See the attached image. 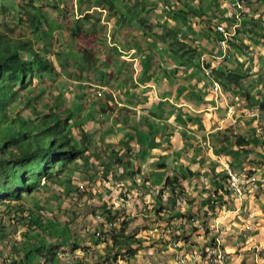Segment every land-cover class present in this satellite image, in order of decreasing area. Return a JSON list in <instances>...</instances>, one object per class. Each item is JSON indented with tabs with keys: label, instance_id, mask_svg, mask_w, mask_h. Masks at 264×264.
I'll use <instances>...</instances> for the list:
<instances>
[{
	"label": "trees",
	"instance_id": "1",
	"mask_svg": "<svg viewBox=\"0 0 264 264\" xmlns=\"http://www.w3.org/2000/svg\"><path fill=\"white\" fill-rule=\"evenodd\" d=\"M31 1L26 4L18 3L14 6V11H16L17 14V20L14 22V26L8 25L4 18L0 23V206H4L6 211L10 208L15 209L13 211L11 210L12 212L8 215V221L10 223L18 224L19 221H16L15 217L19 216L23 223L26 222V224H28L27 231L28 229L32 231L31 226H34L35 229H37L36 233L30 232L31 237L28 236L26 240L24 239L25 242L23 243V249L12 248L11 250L14 256H20V254L26 252V257L30 255V252L38 255L37 251L43 249L42 246H38L37 244H39V240H44L45 230L43 225L40 223L41 219L45 218V216H41L34 207L28 208L26 211L24 209L25 205L22 203L24 195L37 194L40 190V185L48 187L46 189H49L50 187L53 188L57 184L70 186L71 179L69 177L72 176L71 172H73L74 169L71 168V165L74 162H77V160L82 159V163L87 166L90 162L87 161L89 156L94 157V159L101 164L102 174L105 175L102 183H105V185L109 183L110 176H115L117 173L120 174L122 180L129 177L134 182L136 176L140 175L141 168L139 164H134L133 167H128V165L131 164L129 161L131 156H128L127 162H123L122 160L127 158L122 157L124 153L123 150H121V152L120 150L115 151L114 148L110 147L109 155H103L99 153L96 154V152L86 148H81V146L77 143L78 138H74L71 134V128L72 125H74L71 110H60L59 108V104L61 103V99L63 97L62 95H57L58 101L56 99L54 101L47 102V100L44 99L40 102L41 100L39 95L35 96L33 90L30 89L24 100L21 101L24 96L20 97V93L26 91L31 86L33 81L42 78L44 75H47L55 80L59 74L57 67L61 70V74L64 77L67 76L69 79H73V81L77 82L81 81L82 73H85L90 69L97 72V78L104 80L108 78L107 74L104 72V67L108 64L106 63L108 61L106 57L107 55L97 54L96 59L92 49L88 47H81L80 49H77L74 47L75 40L81 38L82 36L87 38L92 31H95L96 26L99 24V18H95L94 15L86 13L87 10L92 8V5L88 4V0H76L79 12H85V14L83 18H81V22L76 20L72 25H69L67 31L69 38L68 43H66L67 48L64 49L62 45L57 44L58 48L55 55V57H57L56 65H54L50 59L51 55L48 54V48L51 44L54 29H58L59 27L56 26V28H53L52 24L48 22L47 16L41 12V7L33 6ZM91 1L95 4H104L107 0H89V3H91ZM184 1L185 2L182 7L190 10L187 11L186 14L195 15L196 12L200 10L201 2L203 0ZM214 2L215 0L212 3H208V10H210V8L214 5ZM248 3H251V0L247 2V5ZM108 6V16L110 19H113L114 26H120L119 31L124 29V26H126V28L132 26L134 29L129 30L126 33V36L123 35L121 40L116 39L113 34L115 41L113 40L112 44L120 48V50L128 52L130 50L129 43L132 44L131 46L133 49L141 50L145 49L146 46H148V48L151 45L154 46L158 42L163 45H168L169 48H171V50H169V60H172V62L174 60H186L187 62L195 60L196 54L198 53L194 40L195 37L190 38L189 36H186L181 38V41L178 39L179 33L177 31L179 29L178 24L181 18L179 19L177 17L183 12L182 10H179V12L172 11V16L166 15L165 17L162 16L160 19V13L155 12L158 16L153 19L150 14L154 12L153 9L158 7V4L150 3V0H109ZM55 7L56 6H54V9ZM25 8H30V11L24 10ZM2 9L0 18L4 16L6 10L5 8ZM166 12H169V10H166ZM202 12H204L203 8ZM185 17L186 18L181 19V25L184 26L188 21L187 16ZM161 20L165 23H162ZM168 20L173 23L169 24ZM160 21L161 24L159 23ZM188 23L192 26L191 21H188ZM23 25L27 27L29 37L31 38H13L14 28H21ZM135 31L138 32L136 33ZM26 34L23 36H27ZM192 35L194 36V32H192ZM125 38L127 39L125 40ZM117 42L119 43L116 44ZM72 50H76L77 53H73ZM79 52L82 55L81 57ZM114 53L118 56L120 55L116 51H114ZM99 55L100 57H98ZM68 60L71 61L70 64L67 63ZM148 64L151 66L147 60H145V62H141V64H139L140 68L137 71H133L131 76L129 74L127 75L129 82H124L123 86L126 87V89H129L130 87L138 88V85H143L149 82L150 76L148 75V72L151 67ZM206 66L210 67V64H207ZM217 69L219 71L214 72L215 80L219 81L224 87L236 88L240 85L239 81L242 79L240 74L226 70L225 67L223 70L220 68ZM115 71L117 72L119 70L116 69ZM224 74L227 76H224ZM134 75L135 82H132V76ZM164 83L165 81H162L161 89L163 88V85H165ZM32 102L33 105H31ZM36 104H39L40 112L36 111L34 107ZM257 106L262 110L264 108L262 103H259ZM76 109L77 111H80L81 107L77 106ZM69 122H71V124H69ZM79 126H82V124H79L78 127ZM109 128L110 126L106 127L103 131V135L109 133ZM80 133L82 134V130H80L79 135ZM251 134L253 133L250 130L249 135L252 137L251 142L241 135H234L235 137L230 136L228 138L229 140L235 139L234 143L232 140L231 142L228 141L227 137H225V139L229 142L230 147L233 145L236 148H241V151H245V153L251 152L252 155L255 156L259 154V150L256 151V148L260 144L258 141L256 143V135L254 137ZM80 141L83 142L82 137ZM84 141L87 144V140ZM127 141L130 142V139ZM132 141H134L135 145L137 144L139 147H144L139 143L140 140L134 139ZM151 147V143H148L146 148L150 149ZM154 149H156V147ZM241 158L240 163L244 161L243 164L249 166V161L243 156H241ZM83 159H86V161ZM103 159L105 160L103 161ZM112 167L115 168L112 169ZM160 168L167 169L168 175L159 187L160 189L158 190V194L156 196L157 200H154L157 205L155 213L158 216L162 211L160 198L167 189H169V191L174 195V198L182 202V205L188 206L189 211H191L192 207H196V211H199L198 208L203 201L210 204V210L218 208L217 204L222 202L221 200L216 199V194L218 190L222 189V186L218 185L214 179H212V183L215 188L209 189L210 193L207 196H205L203 190V192H200L187 201L183 198L184 193L187 191V186L183 185V182L186 181V176L178 175L174 170L168 168L166 165L161 166ZM121 171L122 173H120ZM65 174L68 176L67 178L62 177ZM93 175L91 178H93ZM189 175L193 174L189 172ZM223 175L224 177L222 180H226L227 175L225 173ZM96 177L97 175H94L92 180H95ZM145 183H147V180H145ZM53 193L54 192L50 190L48 194L49 196H52ZM144 195H146V193ZM126 196L129 200H131L129 194H126ZM6 203H9L11 206L9 207ZM102 207V221L105 219L110 220L114 223V225L111 229L95 233V236L97 233H99L100 236H96V245L93 247H97L100 241H102L101 243L105 244V249L109 248L110 253L113 251L115 253L114 246L120 245L121 242L123 245L125 240L129 239V237L123 236L126 231L125 229L127 223L124 222V220L119 222L118 219L120 218V214L116 211L112 213L110 210H107L105 206ZM6 211L4 213H6ZM25 213L28 215L27 219H25ZM191 214L193 213H188L186 219V215H181L183 216L182 221L186 222L187 225L191 222H195V215L192 217ZM197 214L198 213H196V216ZM203 216H206V213ZM171 218L173 219L174 217L171 216ZM49 223L56 224L53 220H50ZM198 224L199 223L190 228L185 227V229L182 228L184 227L183 224L177 225V227H181V230L177 235V240L185 243L184 239H187V234L190 235L191 232L195 231L200 233L205 231V228H203L204 225ZM62 232H64V230H61V233ZM110 232H112L110 234V239L105 238L103 240H99L103 237L102 233ZM115 232V235H117V233H119V235L115 236L113 234ZM56 235L58 236V241L63 238V234L61 235L60 233H56ZM66 238H68V234H66ZM120 238L122 239L121 242L118 240ZM32 239L37 240L38 242L33 245H29V243L32 242ZM74 247H76V245H74ZM25 249L27 251H25ZM52 251L53 248L48 249L45 256H53L54 253ZM128 251L130 253L128 256H134L138 250ZM113 255L114 254L110 256ZM117 256L119 255L115 254L114 259Z\"/></svg>",
	"mask_w": 264,
	"mask_h": 264
},
{
	"label": "crops",
	"instance_id": "2",
	"mask_svg": "<svg viewBox=\"0 0 264 264\" xmlns=\"http://www.w3.org/2000/svg\"><path fill=\"white\" fill-rule=\"evenodd\" d=\"M165 1L166 0H150V2L157 3ZM216 1L218 2V0ZM223 2L224 1H222V3ZM263 4L264 2L262 0H257V3L250 4L252 7L249 11H247V9L244 11V15L240 21L241 26L234 37L235 43L231 47L228 59L223 58V54L218 48L215 47L214 50L210 48L211 46H208L209 43L200 51L203 56L212 59L217 58L222 62L215 67L222 69L225 67L227 70L238 73L242 76V85H240L239 89L231 92L230 100H217L215 95L210 92V84L208 81L207 85H204L201 82V80H203L201 75L198 74L196 70L195 77L192 78L189 75L191 72L190 66H188V68L180 66L181 64H179L180 62L178 63V60H174L172 65L164 64L162 59L166 60L168 56H163L162 52L156 47L152 52L159 53L158 59L160 63L158 65L155 61L151 62L150 69L155 78V81L150 83V85H153L152 90H146L145 86H139L134 94H128L129 92L131 93V90L133 89H126V87L123 86L124 94L123 97H121L123 105L121 106L124 108L117 110V112H120L116 114V117H121L119 125H113L111 122V117L114 113L112 114L110 112L106 115L110 118V121L101 128V132H103L107 126H110V131L106 134L108 137L105 139L104 143L106 145H111H108V150L105 152V155H109L110 147L114 148L115 151L120 150L121 152V150H123L124 153L122 156L126 155L127 159L128 156H132L134 153L133 156H136V159L131 160L132 157H130L129 160L131 164L128 165V167H133L134 164H139L141 166L140 176H143L139 178L143 181L145 178L148 179L150 184L151 174L149 175V171L155 174L159 173V170L168 172L167 169H161V166L166 165L168 168H171L176 172L179 169L182 170V172L178 174H184L186 173V170L191 171L193 175H189L183 183V185L188 187V191L183 195V198L187 201L200 192H203V190L205 196L210 193L209 190L205 189L202 182L197 181L196 186L191 185L192 180H199L196 178L198 174L202 175L207 172L209 173L206 174L207 176L205 178L207 184L212 183V179L216 176H219L220 179L224 177L223 174L225 172L223 166L228 167L229 170L236 175H241L248 171L251 172L252 169H256V173L263 172L264 175V152L260 149V145L256 148V151L259 150V154L255 156L252 155L251 152L245 153V151H241L239 148L236 150L237 152H235V154H229L230 152H233L236 147L233 145L230 147L229 142L226 141L227 139L225 140V135L228 133L236 135V132L241 130L243 133L249 134L250 130L251 132H256L257 128H264V117L257 115V113H260L257 110V105L264 102ZM224 12H226V10L222 9L221 17H217L218 19L215 21H219L220 24H223V22H230L232 24L233 21L231 19L225 20L223 18L222 21V15L225 17ZM161 13H164V11H161ZM252 13H254L253 15L256 18L261 15L262 19L254 22L253 18L249 19L248 17ZM162 16V14L159 15V19ZM236 23L238 22L236 21ZM196 24L197 22H195V25ZM178 27L179 29L177 32H185L184 27L180 25H178ZM195 28L196 26H193L192 31L196 38L195 43L199 39H201V42L198 43H202L204 39H207V35L206 33H203L204 30L196 31ZM192 32H190L188 36L193 37ZM243 52H249L247 61L240 63L235 62V57L240 56ZM155 57L156 55L152 56V60H154ZM229 60H232V62L227 63ZM162 81H165V85H163V88L161 89ZM145 84H149V82ZM167 84H169L170 87L167 86ZM180 84L183 86H180ZM143 92H145V94L142 95L143 97L135 95L139 93L142 94ZM131 95L135 97L136 100L139 98L138 102H132L130 100ZM147 95H149V98L145 97ZM211 98L212 100L210 101ZM141 99H143L144 102ZM115 102L117 103L116 99ZM143 103L144 105H142ZM103 105L105 108L108 106L105 103ZM117 105L120 107V104ZM132 105H134V107L139 106V109H130V106ZM230 106L233 107V113L227 114V108ZM101 107L103 108L102 105ZM96 109L98 110V108ZM96 109L92 106V103L85 106V111L88 112L89 121H93V123L96 120ZM100 116L103 115L100 114ZM254 116L257 119H255ZM251 124L254 126L253 129L250 128ZM89 125L92 126L93 124L89 122L85 127H88ZM94 127H97L96 124ZM231 128L237 129L234 131ZM226 130L229 132H226ZM128 139H130V142L127 141ZM134 139L140 140L139 143L144 147H139L137 144L135 145L134 141H132ZM148 143H151L152 147L150 149L146 148ZM95 146L96 144L94 143L88 148L93 152H96V149H92ZM155 147L156 149H154ZM128 148L131 149V151L127 155ZM165 156L166 158H164ZM241 156L249 161V166L243 164L244 161L240 163L242 159ZM104 160L105 159H103V161ZM113 168L115 167H112V169ZM145 174L147 177H145ZM91 176L92 175H90L89 178H91ZM112 177L113 175L110 176L109 181H111ZM113 179L118 180L120 177L116 176V178ZM161 185L162 183L156 187H160ZM151 186L155 187L153 184H151ZM248 188L245 199L240 203L238 201L234 202L232 200H226V198L219 196L218 199L222 202H219L220 204H217L218 208H215L214 210H210V204L205 203V201L200 204L198 208L199 211H196V207H192L191 211H189L188 206L182 205L181 211L183 213L182 215H186L185 219L187 218V214L192 212V217L195 215V223H199L198 225H204L205 227V234L203 231L201 233L195 232L193 238L192 236L189 238V234H187V239H184L185 244L183 243L184 245L177 250L181 256L188 257L189 262L187 264H206L204 263L203 258L199 256H204L203 253H205L206 250L205 243L210 240L219 241L218 244L212 243L210 247L217 246L219 249L225 250L229 253L234 252L227 264H264V180L262 183L257 182L251 184ZM131 189L134 194L136 189L130 187L129 190ZM144 192H146V190H144ZM202 195L204 196L203 193ZM130 198H132V196H130ZM131 200L135 201L134 199ZM169 202H172V198L169 199ZM156 207L157 205L153 209V212H155ZM171 212L172 211H169V213ZM196 213H198L197 216ZM205 213L206 216H203ZM169 216L173 217L172 214H169ZM143 217L146 216L143 215ZM159 217L162 216L159 215ZM182 218L183 216H181L180 220H182ZM176 221L179 220L177 219ZM171 223L172 221L170 224ZM155 226L159 229V233L156 235L155 239L156 241H159L167 230L164 231L160 223L155 224ZM171 227L168 226V228ZM1 229L2 228L0 227V235L3 236L5 232ZM178 230L180 231L181 228ZM219 231L222 236L215 238V232L216 234H219ZM201 234H204L203 238L205 239V243L202 241V237H200ZM37 242L38 241L32 239V242L29 243V245H33ZM62 242V239H60L57 245L60 246ZM68 243L69 240L66 238L63 245ZM153 243L154 240L150 243L142 242L140 245L142 250L138 249L134 256H154L153 260H155L157 249L162 245H155L154 247L149 248V250L145 249V247H148L146 245ZM37 245L44 246L46 243L39 240V244ZM74 245H76V243H74ZM186 245L189 246V248L186 247ZM103 246L105 248V244H103ZM98 248L100 249L98 246L95 248L93 245L91 246V249H96L93 251V254L96 256H104L105 252L101 253L100 251V255H98ZM202 248L204 249V252H199V250H203ZM168 250L173 253L171 248ZM25 251L27 250L25 249ZM1 253L0 264H31L29 259H34V256H37L32 254V252H30V255L27 257L25 256L26 252L22 253V256L21 254L20 256H14L13 254L12 256H5L0 250V254Z\"/></svg>",
	"mask_w": 264,
	"mask_h": 264
},
{
	"label": "rangeland",
	"instance_id": "3",
	"mask_svg": "<svg viewBox=\"0 0 264 264\" xmlns=\"http://www.w3.org/2000/svg\"><path fill=\"white\" fill-rule=\"evenodd\" d=\"M31 0H0V14H2V8H5V14L2 18H0V23L2 19L7 22L8 25L14 26V22L17 20V14L16 11H14V6L18 3L20 4H26L27 2H30ZM177 2H184L183 0H176ZM207 0H203L201 2V8L198 10V13L196 14V17L199 18L200 16H204L205 19L203 21H200L197 23L195 26V30H204V28H207L208 30H212L211 28L215 27L216 21L215 17L218 16V10L216 7H211L209 11H207L206 2ZM223 1V0H221ZM264 2V0H262ZM88 4L89 0L87 1ZM209 2H212V0H209ZM33 3V4H32ZM109 0H107L104 4H95L92 1V6L91 10H87L86 13L92 14L95 16V18H99L98 22L99 24L96 26L95 31H92L90 35L85 38L82 36L81 38L75 40L74 42V47L77 49H80L81 47H88L94 51V56L97 59V54H105L107 57L108 61L104 67V72L107 74L108 78L107 79H101L97 78L96 71L93 70H88L85 73H82L81 75V81L77 82L73 81V79H69L67 76H63L61 74V70L57 67V71L59 74L57 75L56 79L53 80L51 77L44 75L42 78H39L36 81H33L31 86L24 92L20 93V97L24 96L21 101L24 100L25 96L28 94L29 90L32 89L34 95H39L40 102L42 100H47V102H51L56 100L58 97L57 95H62L61 103L60 105V110L61 109H68L72 110V112H75L77 109V106H80L81 109L80 111L76 112L75 115L73 114L74 120L76 124H79L78 120L81 118L82 112L85 110L84 102L82 101L84 98L87 99V104L92 103V106L95 105L96 109V116H95V122H96V128L92 129L91 131L88 130L89 137L86 138L87 142H94L96 146L92 148L93 150L96 149V154H105L108 150V145L104 143L105 139L108 137L107 135H103V132H101V128L104 127L108 121L109 117L106 116L108 113H114V115L111 117V122L112 124H118L121 119V117H116V114L120 111L117 112V110H121L124 108L123 106V100L121 97H123L124 91H123V83L129 82L128 80V74L131 76L133 71H137L139 69V64H141V59H138V64H136L135 58L131 60V62H128L131 58L128 54H123L122 57L119 59V56L114 53L116 50L112 46L113 40L115 41L114 37L118 40L122 39V36H126V33L129 30H134L132 26L126 28L124 26V29L119 31V27H116L113 25V19H110L108 16L109 12V6H108ZM31 4L33 6L41 7L42 13L47 16V20L50 24H52L53 28H56L58 26V29H54L53 32V37L51 38V44L49 45L48 48V54L51 55L50 59L52 60L53 64L56 65V60L57 57H55L56 52H57V44H60L66 49V43H68V27L69 25H72L74 21L79 20L81 22V18H83L85 12H79L78 10V3L76 0H33L31 1ZM218 8H222L226 10L224 14L226 16L232 15L233 13H236V10H233L231 8L229 3H222L217 4ZM264 5V4H263ZM54 6L55 9H54ZM202 7L204 8V13L202 12ZM252 7V5L249 6H244V10L249 9ZM23 8V7H22ZM86 8V6H85ZM178 8V7H177ZM214 11H213V10ZM24 10H29L30 8H25ZM156 8L153 9L154 12L150 14V16L153 18L156 16L157 13H155ZM197 10V9H196ZM89 11V12H88ZM259 11V9H258ZM23 12V9H22ZM254 13L250 14L248 17L253 18V21L256 22L258 20H261V15H259L257 18L254 17ZM260 14V13H258ZM194 18L195 16L191 14ZM195 20L192 21L193 24H195ZM179 25H181V22H179ZM97 29V30H96ZM185 32L182 33V37L184 38L189 34L192 30L191 24H187L184 26ZM136 33L138 31H135ZM27 33V34H26ZM185 33V34H183ZM26 34L27 36H23ZM114 34V37H113ZM122 34V35H121ZM210 34V33H209ZM215 34H212V37ZM13 38H21V37H29L27 27L24 25L21 28H14V33H13ZM31 38V37H29ZM127 38H125L126 40ZM208 40L204 39L202 43L201 39L196 41V46H197V55L201 56L202 53L200 52L203 47L208 45L211 46L214 50V44L217 43L216 38L208 37ZM194 40H196L194 38ZM232 42H235L233 39L230 44H228L227 48L231 47ZM117 42L116 44H118ZM132 44L129 43V48H132ZM241 46V45H240ZM147 47V46H146ZM76 49V50H77ZM115 49V50H114ZM204 49V48H203ZM76 50H72L73 53H77ZM99 51V52H98ZM133 50L129 51V54H132ZM80 57L82 56L79 52ZM100 55L98 57H100ZM204 58V63H216L220 65V61L215 60V58H210V57H203ZM120 62H119V60ZM110 60V62H109ZM144 61V59H142ZM165 63H168L167 60L162 59ZM239 60H242L239 58ZM169 63H172V60H169ZM75 62V61H74ZM232 60H229L227 63H231ZM235 62H237V59H235ZM68 64L71 63V61H67ZM129 64V65H127ZM131 64V65H130ZM178 66V65H177ZM90 67V66H89ZM137 67V69H135ZM118 69L119 71H115ZM222 69V68H220ZM227 70V69H226ZM128 72V73H125ZM192 78L196 76V72L194 69H191V72L189 74ZM224 76H227L224 74ZM115 77V79H114ZM135 82L134 76L132 78V82ZM152 81H155V78H152ZM207 81L209 79H203L201 82L204 85H207ZM150 82V81H149ZM167 86L170 87L169 84ZM180 86H183L180 84ZM133 89L131 90V93L129 92L128 94H134L137 90V88H129ZM101 92V97H98V93ZM224 92V90H223ZM81 93L83 94V97L78 96L77 94ZM115 95V97L112 96ZM136 96L140 97L142 94H135ZM112 96V97H111ZM110 97V98H109ZM130 100L133 102L134 98L132 95L130 96ZM143 97V96H142ZM146 97H149L148 95ZM113 98V99H112ZM114 98L116 99L117 103H114ZM77 100L81 102V105L77 104ZM143 102L144 100L141 99ZM212 98L210 99V101ZM58 101V99H57ZM107 104L108 106L105 108L103 104ZM35 104V103H34ZM77 104V106H76ZM120 104V107L117 105ZM264 106V102H262ZM33 105V102L31 103ZM97 105V106H96ZM103 106V108L101 107ZM144 105V103L142 104ZM35 109L37 112H40V106L39 104L34 105ZM139 109V106L134 107V105L130 106V109ZM264 110V108H263ZM261 112V117H264V111ZM102 114L103 116H100ZM105 117V118H104ZM104 118V119H102ZM81 122V121H80ZM241 123V122H240ZM71 124V122H69ZM77 129L76 127H72L71 133L73 134L74 130ZM88 128V127H86ZM250 128L253 129L254 126L251 124ZM235 131L237 128H231ZM226 132H229L226 130ZM85 133V131H84ZM236 135L243 136L245 139H248L250 142L252 140V137L249 134L243 133L241 130H238L236 132ZM255 137V134H251ZM230 136H234V134L228 133L225 135L227 139ZM236 136V137H237ZM232 137V138H233ZM255 138H258L255 137ZM226 140V139H225ZM232 142L234 143L235 139H231ZM231 140L228 139V141L231 142ZM82 143V142H81ZM93 143V144H94ZM257 143V140H256ZM83 145V144H82ZM106 146V147H105ZM86 149L88 147L86 146ZM241 149V148H239ZM238 148L235 149L234 152H230L229 154H235L237 152ZM131 149L128 148V152H130ZM95 152V151H94ZM123 158H126L127 156L124 155L122 156ZM131 160L136 159V156H131ZM166 158V156L164 157ZM86 161V159H83ZM127 158L123 162H127ZM87 161L88 163L87 166L83 165L82 159L77 160V162H74L71 165V168L73 169V172H71L72 176L69 177L71 179L70 186L65 185V184H57L53 188L50 187L49 189H46L48 187H45L43 185H40V190L37 194H30V195H24L23 196V204L24 209L27 211L28 208H35L36 211L39 212L41 216H45V218L41 219V223L43 225V228L45 230V236H44V241L46 245L42 246L43 249L38 252V255L35 256V259H29L31 264H38L39 259H43L44 256L47 254L48 249L53 248V253L57 250L58 252L64 251V254L67 256H85V259L82 260L81 262L77 261L76 264H84V263H92L95 261L100 260L101 256H96L93 254V251L96 249H91V246H95V240H97V235L95 236L96 232H102L103 230L106 231L101 224L95 222V217L97 215H101L103 212V207L102 206H108L110 208V212L116 211L118 214H120V218L118 219L119 222L124 220V222L127 223L126 225V231L123 236L129 237V239L125 240V243L122 245L121 238L118 239L121 243L120 245L115 246V253L114 251L110 253L109 248H104L103 244L100 243L97 245L100 247L98 248L97 252L98 255H100L99 251L101 253L105 252V259H103L100 262H107V264H116V261H114V255L118 254L121 257L117 258L118 260H124L126 264H132L129 263L128 260L130 261L132 258L126 257L128 256L129 251L128 250H142L140 245L142 242H151L154 240L153 244L146 245L148 247H145L146 250H149V248L154 247L155 245H162L159 249H157V254L156 257L159 259L153 260V257L151 256H138L137 258H133L136 263H143V264H163L166 259H169V256H171V252H169V245L174 243L178 238V236L174 233L173 227L176 225V220L178 219L181 224H183L184 228H190L194 226L196 223H189L188 225L186 222L180 220L182 213V206L180 203L177 202L175 198H173L172 193L169 191V189L165 190L164 193L162 194L160 201L162 204V217H159L156 213L153 212V209L156 206V202L154 200H157V194L158 190L160 189L159 187H156L157 185H160L161 183L164 182L165 177L168 175V172H164V170H159V173H153L149 171L150 175V182L151 184L155 185L154 189L151 190L150 186H147L146 184L138 185L140 184L139 182L134 183L133 180L129 177H127L125 180L120 177V174H115V176L112 177L111 181L107 185L105 183H102L104 180V176L102 174V167L99 165L100 163L94 159V157L89 156ZM130 161V160H129ZM103 162V161H102ZM170 162V161H168ZM167 164V163H166ZM72 170V169H70ZM192 170V169H191ZM182 172V170H178L177 173ZM191 172V171H190ZM69 173V172H68ZM204 173V172H203ZM67 174V173H66ZM63 175L62 177L67 178V175ZM97 175L95 180H92L94 178H89V175ZM206 174H209L208 172ZM206 174H198L197 179L199 180H192L191 185L196 186V182H200L201 180L204 181V178H206ZM180 175H185L186 179L189 177L186 173L180 174ZM88 176V177H86ZM120 177V179L116 180L113 178ZM123 176V175H122ZM127 176V175H126ZM263 177L262 173H256V177ZM211 178V177H209ZM95 181V182H94ZM144 182V181H142ZM124 187V188H123ZM130 187H133L136 189V192L133 194V190H129ZM206 189V188H205ZM53 191L54 193L52 196H49V191ZM146 190V192H144ZM188 191V187H187ZM95 192V193H94ZM146 193V195H144ZM126 194H129V197L132 196L134 200L137 201L134 205L130 206L127 204L130 200L126 196ZM172 198V202H169V199ZM245 199V196L239 200L236 199L239 203ZM135 202V201H134ZM108 203V204H107ZM170 203V204H169ZM205 203H207L205 201ZM9 207V203H6ZM138 206H142L139 207ZM144 209L143 213H140L139 211H142ZM13 208H10L9 210L6 211L5 207L1 205L0 207V227L2 228L1 230H4L5 234L1 236V242H0V250L4 253L5 256H12V248L14 249H23L22 245L25 242V240L28 238V236L31 237L30 232L36 233V230L34 226H31L30 231L28 229L27 231V226L28 224L23 223L22 219H20L19 223L17 224H12L8 221V218L11 213ZM18 210V209H17ZM6 211V213H4ZM169 211H172L169 213ZM169 214L173 215V219L171 217H168ZM145 215L146 217H143ZM51 218V219H49ZM156 218V219H155ZM177 218V219H176ZM50 220H53L56 222V224H50ZM49 221V222H48ZM172 223L170 224V222ZM129 223V224H128ZM161 224V227L163 228L164 231L167 230V232H164L163 238L160 239L159 241L155 239L157 233L153 232V228L156 227L155 224ZM49 224V227H48ZM166 224V225H165ZM19 225V226H18ZM118 225V224H117ZM41 226V225H40ZM154 226V227H153ZM168 226H172L171 228H168ZM215 226V224H214ZM168 228V229H167ZM216 228V226H215ZM219 228V227H218ZM60 230H64V232L61 233ZM217 230V229H216ZM57 231H60L59 233L62 235L63 238L62 241H66V234L68 233V240L69 243L66 245H63V242L60 246L57 245L58 243V236L56 233ZM112 231V230H111ZM192 231V230H191ZM108 232V231H107ZM117 232V231H116ZM113 233L114 235L116 234ZM196 232V231H195ZM195 232H191L189 235V238L192 236ZM205 231H203L204 233ZM65 233V234H64ZM110 233H102V238L99 240L103 239H110L111 234ZM205 234V233H204ZM204 234H201L200 237H202V241L204 242ZM119 233H117L118 236ZM154 236V237H153ZM166 236V237H165ZM197 236V235H196ZM218 236H222L220 231L219 234H216L215 232V238ZM183 238V237H182ZM25 239V240H24ZM181 240V238H180ZM222 240V239H221ZM37 241V240H36ZM158 242V243H157ZM50 243V244H49ZM74 243H76V247H73ZM127 243V244H126ZM205 243V242H204ZM203 243V244H204ZM110 247V246H109ZM186 247L189 248V246L186 245ZM63 248V249H60ZM129 248V249H128ZM172 249L173 246H171ZM203 249V248H202ZM39 250V249H38ZM123 251V252H121ZM36 252V253H37ZM199 252H203V250H199ZM234 253V252H233ZM233 253H230L232 256ZM83 254V255H82ZM114 254L113 256H110ZM2 253L0 254V256ZM22 255V254H21ZM37 258V259H36ZM139 258V259H138ZM105 260V261H104ZM163 262H162V261ZM114 261V262H113ZM61 262V261H60ZM99 262V263H100ZM42 264H50L48 262H43ZM55 264H61L57 261H55Z\"/></svg>",
	"mask_w": 264,
	"mask_h": 264
},
{
	"label": "clouds",
	"instance_id": "4",
	"mask_svg": "<svg viewBox=\"0 0 264 264\" xmlns=\"http://www.w3.org/2000/svg\"><path fill=\"white\" fill-rule=\"evenodd\" d=\"M184 1V0H183ZM205 1V0H204ZM214 1V0H213ZM212 1V2H213ZM224 2V4H226V3H229L230 4V6H231V8H233V10H236V13H233L232 15H229V16H226L225 15V17H223V15H222V21H223V18L226 20V19H231L233 22H235V23H233L232 22V24L230 23V22H228V23H224L223 22V24H220V22L218 21V22H216V26L213 28H211L212 30H209L208 31V29L207 28H204V31H203V33H206V35H207V38L208 37H211L212 36V34H215L213 37H211V39L212 38H216L217 39V43L216 44H214V48L216 47V48H218L221 52H222V54H223V58H226V59H228L229 58V54H230V50H231V47H232V45L235 43V42H232V44H231V47L230 48H227L228 47V44H230L231 43V41L234 39V37L236 36V33H237V31H238V29L240 28V26H241V18L243 17V15H244V6H245V4H246V6H249L250 4H253V3H257V0H251V3H248V5H247V2L243 5V7H242V9H237V8H235V6H234V2H233V0H223ZM246 1V0H245ZM185 2V1H184ZM184 2H177L176 0H166L165 2H159V3H157V2H150V3H157L158 4V7H156V10H155V12H157V13H160V15L162 14L163 15V17H165L166 15L168 16H172L171 15V12L172 11H175V12H179V10H182L183 12L177 17V18H186L185 16H187V20L188 21H191V23H192V21L193 20H195V21H197V23H199L200 21H203L204 19H205V17L203 18L202 16H200L199 18H197L196 17V14L198 13V11L196 12V14L194 15L195 16V18L190 14V15H187L186 14V12L187 11H190L188 8H186V9H184L183 7H182V5L184 4ZM203 2V1H202ZM207 3H206V7H207V11H209L208 10V3H209V0H207L206 1ZM212 2H210V3H212ZM220 3H222V1L221 0H218V2L215 0V2H214V5L212 6V7H216V9L218 10V18H220L221 17V12H222V9L221 8H218V5L217 4H220ZM91 5H92V1H91V3H90ZM221 5V4H220ZM93 6V5H92ZM94 7V6H93ZM92 7V8H93ZM178 7V8H177ZM203 8V7H202ZM204 9V8H203ZM211 9V8H210ZM91 10V9H90ZM166 10H169V12H166ZM213 10V9H212ZM161 11H164V13H161ZM214 11V10H213ZM204 13V12H203ZM158 16V14H156V16L155 17H153V19H155L156 17ZM217 17H215V20L216 19H218ZM181 19H180V22H181ZM163 20H165V19H163ZM224 20V21H225ZM162 21V20H161ZM161 21L159 22L160 24H161ZM188 21H187V24H189L190 25V23H188ZM236 21L238 22V23H236ZM168 22H169V24H171V23H173V22H171V21H169L168 20ZM162 23H165L164 21H162ZM230 23V24H229ZM114 25V24H113ZM179 25V24H178ZM180 26H182V27H184V25H180ZM193 26H195V24H193L192 23V26H191V28H192V30H191V32L193 31ZM233 26H236L235 27V29L234 30H232L233 29ZM164 27H165V24H164ZM218 27H223V28H225V30L227 31V32H229V33H232L233 32V35H232V37L230 38V40L227 42V44H225V47H222V46H220V42L221 41H223V37H222V35L219 33V31H218ZM179 33V36H178V39H179V41H181V37L183 36V35H181L182 33H180V32H178ZM210 33V34H209ZM189 34H187V36H188ZM190 38H194V36L192 37V36H189ZM196 39V38H195ZM206 40H208V39H206ZM209 43V42H208ZM150 44V43H149ZM209 45H212V44H209ZM111 47H114L115 49V51L118 53V54H120V56H119V59L122 57V55L125 53V54H128L130 57L129 58H131L128 62H131V60L133 59V58H135V62H136V64H134V65H137V63H138V59H141V62H145V60H147V61H149V63L151 64V62L152 61H155L158 65H159V63H160V61H159V53H157V52H152V51H154L155 50V48L157 47V49L160 51V52H162V55L163 56H168L167 57V62L169 61V54H170V52H169V50H171V48H169V46L168 45H163V44H160V43H156L154 46H149V48H148V46L145 48V49H141V50H135V49H133V48H130V50L129 51H131V50H133L131 53L132 54H129V51L128 52H124V51H122V50H120V48H118L117 46H115L114 44H112V46ZM147 51H149V52H147ZM154 55H156V57H155V59L154 60H152V56H154ZM248 55H249V52H243V53H241L240 54V56H236L235 57V59H237V62H246L247 61V58H248ZM203 57H205V56H203V54L201 55V56H198L197 54H196V58H195V60L193 61H189V62H187L186 60H184V61H179L178 60V63L179 64H183V65H180V66H184L185 68H188V66H190V68L191 69H194V70H196L197 71V73L198 74H200L201 75V78L202 79H209V81H208V83L210 84V92L211 93H213L214 95H215V98L217 99V100H230V96H231V92H234L235 90H237V89H239L240 88V85H242V81L240 80L239 82H240V85L238 86V87H236V88H231V87H229V88H226V87H224L219 81H217V80H215V77H214V72H217V71H219L217 68H219V67H215L216 65H218L217 64V62L216 63H213V62H211V63H208V62H205L204 63V58ZM239 58H241L242 60H239ZM118 59V60H119ZM142 59H144V61L142 60ZM215 60H217V61H219V59H217V58H215ZM175 61H177V60H175ZM140 62V63H141ZM164 64H171V63H165L164 62ZM207 64H210V67H207L206 65ZM129 65V64H128ZM149 65V64H148ZM172 65V64H171ZM150 66V65H149ZM161 67V66H160ZM135 69H137V67L135 68ZM221 70H223V69H221ZM148 75L150 76V82H149V84H143V85H138V88H139V86L141 87V86H145L146 88V90H152V86L153 85H150V83L152 82V77H153V72L151 71V69L149 70V72H148ZM133 77V76H132ZM115 79V78H114ZM134 80H135V75H134ZM134 82V81H133ZM76 83H77V81H76ZM147 85H150V86H147ZM148 88V89H147ZM145 90V91H146ZM223 90H224V92H223ZM98 93V97H101V92H97ZM143 94H145V92H143L142 93V95ZM78 96H82L83 97V94H81V93H78L77 94ZM112 96L113 97H115V95H113L112 94ZM111 96V97H112ZM149 96V95H148ZM146 97V96H145ZM110 98V97H109ZM149 98V97H148ZM113 99V98H112ZM139 99V98H138ZM138 99L136 100V98H134V102H138ZM83 102H84V106H86L87 105V99L86 98H84L83 100H82ZM81 101V102H82ZM114 103H115V98H114ZM81 102H79V100H77V104H79V105H81ZM77 104H76V106H77ZM97 106V105H96ZM95 107V106H94ZM232 109H233V107L232 106H230V107H228L227 108V111H226V113L227 114H232L233 112H232ZM257 110H258V112H260V111H264V110H262V109H260L259 107L257 108ZM71 112H72V110H71ZM76 112H78L77 110L75 111V112H72V115L74 114L75 115V113ZM257 115H261V112L258 114L257 113ZM255 117V116H254ZM255 119H257L256 117H255ZM260 119V118H259ZM72 120H74V117H73V119ZM81 121V122H80ZM78 122H79V124H82V126H79L78 127V125L79 124H76L75 123V121H74V125H72V127H76L77 129L75 130V128H74V132H73V136H74V138L76 137V138H78V140H77V143L81 146V148H86V146L87 147H89L90 146V144L91 145H93V142L91 143V142H87V144H86V142L84 141V140H86V138L87 137H89V134H88V130L89 131H91L92 129H95V127H94V125L96 124V122H94L93 123V121H89V118H88V112H86L85 110L82 112V115H81V118L78 120ZM92 123L93 125L91 126V125H89L88 126V128H86L85 127V125L87 124V123ZM72 129V128H71ZM80 130H82V134L80 133V135H79V132H80ZM86 130V131H85ZM258 130H260L261 132H259L258 133ZM84 131H85V133H84ZM253 133V132H252ZM77 134V135H76ZM254 134L256 135V137L258 136V138H255L258 142H260V143H264L263 142V136H264V128L263 127H259V128H257L256 129V132L254 131ZM81 137L83 138V142L81 143ZM80 138V139H79ZM83 144V145H82ZM205 144H206V141H205ZM88 150H90L89 148H88ZM84 165V164H83ZM225 167L223 166V169H224ZM228 168V167H227ZM130 169V168H129ZM128 169V170H129ZM229 169V168H228ZM123 171V170H122ZM122 171L120 172V173H122ZM119 172V171H118ZM176 172V171H175ZM189 172L190 171H188V170H186V174L189 176ZM225 172V171H224ZM232 172V171H231ZM177 173V172H176ZM233 173V172H232ZM178 174V173H177ZM226 174V173H225ZM233 174H235V173H233ZM178 175H180V174H178ZM236 175V174H235ZM237 176H242V174L241 175H237ZM141 177H143V176H140V175H138V176H136V178L134 179V183H136L137 184V182H139L140 184H138V185H144V184H146L147 186H149L150 185V183H149V181H148V179H144V182H142L143 180H141L140 178ZM145 177H147V175L145 174ZM145 180H147V183H145ZM185 182V181H184ZM183 182V183H184ZM205 187V186H204ZM150 189L151 190H153L154 189V187H152V186H150ZM173 195V194H172ZM228 195H227V192H223V196H221V197H227ZM173 197H174V195H173ZM218 197L219 196H217L216 197V199H218ZM130 199H133V198H130ZM176 199V198H175ZM177 200V199H176ZM135 203H137V201L135 200ZM108 204V203H107ZM140 207H142V206H140ZM138 208H139V206H138ZM140 213H143L144 212V209H142V211H139ZM155 213V212H154ZM27 213H25L24 214V216L26 215ZM160 215L162 216V214L160 213ZM18 218H19V216H17ZM19 220H20V218H19ZM177 222V221H176ZM177 223H176V225L173 227V230H174V233L176 234V235H178L179 234V230L178 229H180L181 227H177ZM156 228V230H158L159 231V229H158V227H154L153 228V232H154V229ZM203 228H205V227H203ZM154 237V236H153ZM156 238V237H155ZM163 238V237H162ZM160 240V239H159ZM182 241H175L174 243H178V244H183V242L181 243ZM218 242L219 241H217V240H210V241H208V242H206L205 243V245H206V249L208 248V245H209V248H210V245L212 244V243H216V244H218ZM173 244V243H172ZM172 244H170L169 246V248H171V246H173ZM185 244V243H184ZM183 244V245H184ZM182 246V245H181ZM217 247V246H216ZM180 248V247H179ZM215 248V247H214ZM172 249V248H171ZM173 250V253L171 252V256H169V259H166L165 260V262H163V264H187L188 262H189V260H188V257L187 256H174V249H172ZM123 252V251H122ZM203 252H204V249H203ZM205 253H203V255H204ZM83 255V254H82ZM35 257V256H34ZM118 257H121V256H117L115 259H114V261H116V264H126V262H124V260H118L117 261V258ZM126 257H131L132 259L129 261L128 260V262L129 263H132V264H143V263H136L135 261H134V259L133 258H137V256H126ZM153 258H154V256H152ZM199 257H201V258H203V261H204V263H205V256H199ZM230 258H231V256H229ZM230 258H229V260H230ZM35 259V258H34ZM37 259V258H36ZM78 259H79V261L81 262L82 260H84L85 259V256H66L65 254H64V252L62 251V252H58L57 250L54 252V254H53V256H44V258L43 259H39L38 261H39V263L38 264H42L43 262H48V263H50V264H55V261H57V262H59V263H61V264H76L77 263V261H78ZM103 259H105V256H101V258H100V260H98V261H95V262H92V263H84V264H107V262L105 261V262H100V261H102ZM139 259V258H138ZM156 259H159V258H157L156 257ZM155 259V260H156ZM229 260H227L226 262H225V264H227V262L229 261ZM61 261V262H60ZM113 261V262H114ZM100 262V263H99ZM152 264V263H151Z\"/></svg>",
	"mask_w": 264,
	"mask_h": 264
},
{
	"label": "built area",
	"instance_id": "5",
	"mask_svg": "<svg viewBox=\"0 0 264 264\" xmlns=\"http://www.w3.org/2000/svg\"><path fill=\"white\" fill-rule=\"evenodd\" d=\"M250 0H233L234 2V6L237 9H242L243 5L248 2ZM236 26H233V29H235ZM219 33L222 35V37L224 38L223 41L220 42V46L225 47V44H227V42L230 40V38L233 35L232 33H229L225 30V28L223 27H218L217 28ZM261 132L260 130H258V133ZM263 142H264V136H263ZM260 149L263 150L264 152V143H260ZM224 171L227 175L226 180H222L219 178V176H216L214 178V180L216 181V183L218 185L222 186V189L218 190L216 197L217 196H223V192H227V197L226 200H232L234 202H236V199L241 200L246 194H247V188L249 185L251 184H255L257 182H263V177H256V169H252V171H248L242 174V176H237L235 174H233L227 167L224 168ZM255 174V175H253ZM263 174V172H262ZM264 176V175H263ZM224 181V182H223ZM204 184L206 190L209 189H214L215 187L213 186V183H206V179L204 178V181H200ZM249 189V188H248ZM178 203H180V205L182 206V202H180L179 200H177ZM215 202V201H214ZM213 202V203H214ZM216 203V202H215ZM127 204H129L130 206L134 205L135 202L134 201H129L127 202ZM107 210H110V208L108 206H106ZM14 217V216H12ZM28 218V215H25V219ZM16 221H20L18 217H15ZM95 222L101 224L105 229H111V227L114 225V223L110 220H103L102 221V217L101 215H97L95 217ZM178 225H180L181 223L179 221L176 222ZM154 233H159L158 230H156V228L154 229ZM98 237L100 236L99 233L96 234ZM173 248H174V256H181L177 250L179 247H181V245L183 244H178V243H173ZM204 256H220L218 257L216 260H221V264H225V262L227 260H225V256H231L229 252L225 251V250H221L218 247H210L207 248L205 250V254ZM211 263V262H210Z\"/></svg>",
	"mask_w": 264,
	"mask_h": 264
},
{
	"label": "bare ground",
	"instance_id": "6",
	"mask_svg": "<svg viewBox=\"0 0 264 264\" xmlns=\"http://www.w3.org/2000/svg\"><path fill=\"white\" fill-rule=\"evenodd\" d=\"M220 256H205L206 264H221V260H216ZM229 256H225V260H229ZM211 262V263H210Z\"/></svg>",
	"mask_w": 264,
	"mask_h": 264
}]
</instances>
